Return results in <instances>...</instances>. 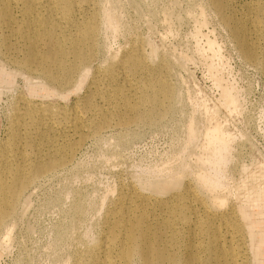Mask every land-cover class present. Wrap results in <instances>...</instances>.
<instances>
[{
	"label": "bare ground",
	"instance_id": "obj_1",
	"mask_svg": "<svg viewBox=\"0 0 264 264\" xmlns=\"http://www.w3.org/2000/svg\"><path fill=\"white\" fill-rule=\"evenodd\" d=\"M209 2L244 58L264 74V0L246 6L241 18L232 16L231 0ZM102 5L97 0H0V54L15 71H26L60 93L82 73L93 75L90 92L69 109L20 100L10 126L14 139L0 156V233L5 236L25 191L37 178L64 168L84 139L116 124L150 126L171 109L174 88L167 80L170 61L164 56L149 62L143 46L131 44L110 55L106 68L95 66L101 18L112 24ZM215 83L221 79L215 77ZM230 89L223 85L221 96L233 102ZM187 125L186 145L202 135L200 154L194 156L201 167L193 171V156H187L191 164L180 157L181 162L161 163L155 173L150 168L155 175L150 182L115 186L116 194L104 207L100 236L73 264H249L248 249L257 260L264 246L259 218L264 215V173L245 182L243 203L230 204V195L239 189L225 193L230 175L222 165L229 160L230 135L216 122L202 133L191 121Z\"/></svg>",
	"mask_w": 264,
	"mask_h": 264
},
{
	"label": "rangeland",
	"instance_id": "obj_2",
	"mask_svg": "<svg viewBox=\"0 0 264 264\" xmlns=\"http://www.w3.org/2000/svg\"><path fill=\"white\" fill-rule=\"evenodd\" d=\"M97 1L105 5L112 24L107 26L101 18L97 65H94L106 68L112 54L131 44L142 45L149 54V62L164 56L170 61L167 80L174 88L172 111L150 126L131 122L102 128L84 139L64 168L37 178L17 203L8 226L9 235L0 233V264H73L100 236L103 213L116 194L115 189L123 184L150 182L163 164L185 161L187 156H193L192 164L186 159L193 165H189L190 169L198 170L201 165L196 155L201 151L202 135L186 145L190 121L201 133L204 127L216 122L230 135L229 160L225 167L222 165L230 175L225 193L231 194L230 189L239 185L230 195V204L243 203L244 190L248 188L245 182L264 173V74L257 63L244 58L209 0ZM262 1L231 0L232 16L241 18L246 6L255 7ZM211 44L213 49L208 46ZM260 59L257 55V60ZM11 64L0 54V156L14 139L11 120L22 100L69 109L92 89V71L82 73L60 93L40 78H31L26 71H15ZM209 65L218 74L214 76ZM215 77L221 79L220 84L215 83ZM223 85L233 91L236 97L233 102L229 101L230 97L227 100L221 96ZM182 146H186L189 155ZM263 217L259 215L264 225ZM246 254L249 264H264V246L256 261L251 250ZM131 264L139 263L134 260Z\"/></svg>",
	"mask_w": 264,
	"mask_h": 264
}]
</instances>
